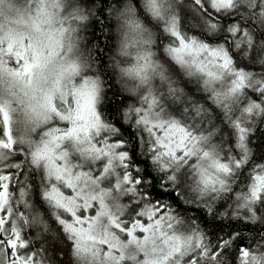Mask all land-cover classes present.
Returning <instances> with one entry per match:
<instances>
[{"label":"snow or ice","instance_id":"6c2138e0","mask_svg":"<svg viewBox=\"0 0 264 264\" xmlns=\"http://www.w3.org/2000/svg\"><path fill=\"white\" fill-rule=\"evenodd\" d=\"M112 2L0 22V264H264V0Z\"/></svg>","mask_w":264,"mask_h":264},{"label":"trees","instance_id":"16d2710c","mask_svg":"<svg viewBox=\"0 0 264 264\" xmlns=\"http://www.w3.org/2000/svg\"><path fill=\"white\" fill-rule=\"evenodd\" d=\"M15 1L16 0H14L13 2ZM73 1L79 6V8L83 11V13L89 17L88 20L80 23V27L78 29L80 44L85 46L86 48H94L97 44L102 46L104 43H108L111 46V50L104 52L105 57L109 59H111L112 57H116L117 59H120L117 56V31H116L117 26L114 18L111 15H109L110 8L113 6L112 0H109V8L105 9V14L108 16V20L106 22L112 25L111 28L112 39L110 41L104 39L97 41L93 37V32L95 30L91 26V21L93 18H98L97 10L101 7L100 0H94V2H90V0H73ZM176 3H177V11H179L178 6L180 4H186L187 0H176ZM95 35L100 36L101 33L99 31H96ZM89 41H91V44L88 43ZM250 70L257 73L264 72V68H261L259 65H257L256 67ZM112 81L115 84L116 88L120 87V80L118 74L113 75ZM108 95L109 98H111L112 93L109 92ZM122 95H128V93H123ZM120 98L122 97H117V99ZM134 102H135V98L128 100L129 104H132ZM21 129L23 128L21 127ZM35 199H36L35 194L34 193L31 194V201L35 202ZM18 207H20L21 210H23L22 206H18ZM46 208L47 205H45L44 208H40V213H41V217L45 220L47 227H44L43 225H33L31 228L25 229V235L31 242V250L33 252H37V251L39 252L38 259H44L47 262V264H53L54 258L50 244L52 243V238L57 235V230L59 228V225L54 222L53 217H51L50 215H45ZM45 249H47V251H45ZM56 257H58L59 259H63V255L61 253H56Z\"/></svg>","mask_w":264,"mask_h":264},{"label":"rangeland","instance_id":"374dc122","mask_svg":"<svg viewBox=\"0 0 264 264\" xmlns=\"http://www.w3.org/2000/svg\"><path fill=\"white\" fill-rule=\"evenodd\" d=\"M5 0V4L3 8L0 9V22L4 24L5 29L11 27L14 30H24V24L26 22V17L29 15L25 12L27 5L25 0ZM66 6H68V12H71L73 8L79 7L73 0H65ZM35 9H33V12ZM63 11V9H62ZM80 23L73 25L77 27V31L80 27ZM21 119V127L23 128V116L20 117ZM58 126L64 127L65 122H60Z\"/></svg>","mask_w":264,"mask_h":264}]
</instances>
